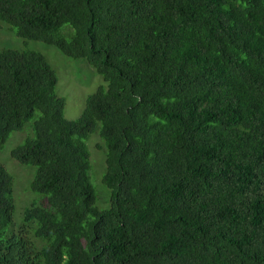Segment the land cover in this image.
Here are the masks:
<instances>
[{"label": "trees", "instance_id": "1", "mask_svg": "<svg viewBox=\"0 0 264 264\" xmlns=\"http://www.w3.org/2000/svg\"><path fill=\"white\" fill-rule=\"evenodd\" d=\"M2 22L106 86L68 121L45 56L0 51V146L31 123L10 156L49 207L13 231L0 165V264H264V0H0Z\"/></svg>", "mask_w": 264, "mask_h": 264}, {"label": "rangeland", "instance_id": "2", "mask_svg": "<svg viewBox=\"0 0 264 264\" xmlns=\"http://www.w3.org/2000/svg\"><path fill=\"white\" fill-rule=\"evenodd\" d=\"M4 49L32 50L45 56L56 73L58 79L56 94L65 100L64 117L68 121L78 119L85 108L87 98L99 87L106 86L102 76L85 59H72L54 46L22 39L14 33L10 25L2 22L0 29V51ZM239 58L241 61L245 60L243 55H240ZM30 125L31 123L26 124L22 132L12 133L6 144L2 147L0 146V165L4 166L13 177V231L15 232H18L23 225V213L32 203L49 208L47 200L43 195L30 190L35 168L22 165L10 156L13 148L23 143L28 137L33 136ZM87 144L91 153L89 176L91 183L98 193L96 205L100 209H106L109 207L110 191L101 182L106 169L103 141L95 134L92 135ZM29 231L27 227L25 229L26 234Z\"/></svg>", "mask_w": 264, "mask_h": 264}]
</instances>
